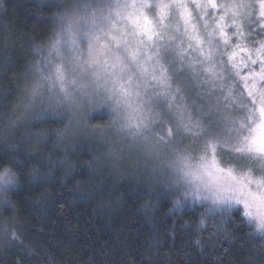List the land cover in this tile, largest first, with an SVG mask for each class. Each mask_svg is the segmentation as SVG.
Here are the masks:
<instances>
[{
    "label": "trees",
    "instance_id": "16d2710c",
    "mask_svg": "<svg viewBox=\"0 0 264 264\" xmlns=\"http://www.w3.org/2000/svg\"><path fill=\"white\" fill-rule=\"evenodd\" d=\"M202 1L208 5V1ZM228 1H210L203 15L192 9L193 17L200 26L205 27L207 21V26L216 31L220 21L215 17L218 12L224 15L220 6ZM61 2L0 0V94L6 97L0 101V112L6 111V105L17 98L8 94V90L17 85L22 88L23 73L37 58L36 45L42 44L51 33L52 14ZM242 3H254L253 18L257 23L249 28L238 19L237 23H242V40L227 35L225 45L219 35L213 38L210 56L211 62L219 64L216 69L219 82L207 83L199 76L200 61L192 48L172 44L167 40L169 32L160 30L163 35L157 43L159 51L153 56L162 63L164 75L173 81L167 89L173 99L184 95L180 97L193 108V116L201 125L202 118L207 119L212 111L219 113L223 106L237 108L239 100L243 106L246 90L236 102L229 98L228 85L243 88L241 78L259 72V63L252 67L251 61L257 59L256 50L264 43V31L259 30L264 23L259 20L260 0ZM211 4L217 8L213 9ZM226 24L227 29L233 27L232 21ZM148 88L149 93H155L154 86ZM205 88L208 92L202 94ZM165 99L154 94L149 104L165 113ZM168 111L169 108L165 114H171ZM90 116V128L111 121L101 110L91 111ZM43 126L55 129L63 124L53 120ZM97 143L96 134L85 129L72 140L53 135L44 155H50L56 162L51 166L43 164V172L51 173L46 180L29 179L27 171L37 164L35 158L24 160L22 166L7 164L20 174V183L13 192V209L4 213L10 219L0 222L2 225L7 221L9 226L6 234L0 233V264H264V234L243 217L240 208L227 212L217 209L215 215H205L208 204L193 203L181 212H174L173 199L164 194L147 172H142L144 169L135 164L137 159L131 156V151L125 150L134 162L130 161V168L121 172L106 154L102 155L104 150L98 149ZM7 151L0 145V171L6 165ZM94 157H100L101 162L90 172L87 162ZM69 166L71 171L66 175ZM96 185H101L104 191L97 193ZM78 189L92 190L93 194L81 196ZM45 191L49 195L40 199ZM149 204L152 207L147 210Z\"/></svg>",
    "mask_w": 264,
    "mask_h": 264
},
{
    "label": "snow or ice",
    "instance_id": "6c2138e0",
    "mask_svg": "<svg viewBox=\"0 0 264 264\" xmlns=\"http://www.w3.org/2000/svg\"><path fill=\"white\" fill-rule=\"evenodd\" d=\"M56 7L52 31L42 44L36 45L38 55L23 73L22 88L17 85L8 90L17 98L0 112V145L8 150L0 182L19 183L17 173L7 164L22 166L24 160L33 158L49 166L54 164L50 155H44L48 140L53 135L72 140L82 129L89 128L87 105L91 98L100 97L112 105L113 119L108 125L92 126L89 130L98 137L96 147L104 150L102 155L106 154L114 166H119L126 149L136 152L145 168L150 167L152 178L162 179L177 197L172 211H183L191 206V201L210 202L205 206V215L243 205V217L254 220L256 230L264 234V43L256 50L257 59L251 61L252 67L259 63V72L242 78V91L246 90L249 101L241 108L245 112L242 120L210 122L195 136L197 141L204 138L202 144L181 147L171 136L165 143L163 137L146 135L150 120L145 109L151 99L145 102L140 90L144 89L143 95L147 96L150 82L136 83L131 73L135 70L133 65L139 67L138 54L153 47L155 39L163 35L160 30L165 28L166 20L178 15L188 24L185 0H62ZM211 7L215 9L217 5ZM220 7L226 15L229 7L234 9L229 17L237 30L234 38L241 35L242 23L249 28L257 23L252 3ZM237 18L242 23H237ZM259 20L264 21V0H260ZM220 21L216 30L227 45L224 16ZM259 30L264 31V23ZM152 79L165 82L163 73ZM4 99L0 94V101ZM53 120L63 127L43 126ZM196 127L200 128L198 122ZM222 144L234 153L233 160L226 161L217 151ZM169 145L171 155H165L163 148ZM48 151L51 153V148ZM244 159L259 161L260 174L241 167L240 160ZM100 162V157L88 161L90 172ZM139 162L138 159L136 163ZM225 163L231 166L222 167ZM70 171L71 166L66 175ZM31 174L42 180L51 175L41 174L39 167H33ZM78 190L81 196L93 194L92 190ZM95 191L102 193L104 189L96 185ZM48 195L45 191L40 199ZM151 207L149 204L146 209ZM8 231L6 221L0 225V233Z\"/></svg>",
    "mask_w": 264,
    "mask_h": 264
},
{
    "label": "rangeland",
    "instance_id": "374dc122",
    "mask_svg": "<svg viewBox=\"0 0 264 264\" xmlns=\"http://www.w3.org/2000/svg\"><path fill=\"white\" fill-rule=\"evenodd\" d=\"M41 1V0H40ZM42 1H53V2H59L60 0H42ZM208 1V5L210 7V1L212 0H206ZM243 1H249V0H229L226 5H235V4H239L242 3ZM185 2L188 5V13H189V22L187 25H185L184 23V19L179 17L178 15L173 17L170 20H166L165 21V28H163V30H167L168 33V38L167 40L169 42H171L172 44L175 45H188L192 48V50L195 53L196 59H198L200 62H198L199 68H200V74L202 75V77L205 79V81L207 83H213V82H219L217 80V76L218 74L216 73V69H218L219 64H217L216 62H211L212 57L210 56V50L212 48V44L214 39L217 38V36L219 35L218 31H213L212 27L209 26H203V24H201V26L198 24V22L194 19L193 15H195L194 13L192 14V9L194 10H199L201 15L204 14L205 8H198L197 5H205L203 3L202 0H185ZM254 4V3H252ZM213 10H211L210 12H212ZM234 11L233 8L229 7L227 10V15L224 12V21L223 23H231L232 19L229 18L232 15V12ZM219 15V16H217ZM217 18L220 21L221 15L220 12H218L217 14ZM204 18V17H203ZM202 18V19H203ZM218 21V22H219ZM221 22V21H220ZM237 22H238V18H237ZM208 25H210L208 23ZM204 30V34H200V31ZM236 28L235 27H230L229 29H225V34L228 35L229 37L234 38V34L236 33ZM212 33L211 36H209V33ZM208 36V37H203V36ZM214 38V39H213ZM160 39V36L157 37L154 41V46L151 48H148L146 50H142L143 54H138V64L139 67H136V65H133L132 67L135 69L131 75H133L134 80L136 83H148L150 82L149 85H151L152 87L154 86L155 89V93H149V88L147 89L148 91V95L144 96L143 92L144 89H141V95L143 96V99L145 100V102L149 101V99H151L153 101L154 99V94L159 95V96H163L164 98H166V102H165V106H166V110L165 113H167V109L169 108V113L171 112V114H165L163 109H155L154 110V106L149 104L148 108L145 109V111L147 113H149V120L150 123L148 124V132L146 133V135L150 136V137H163L165 140V143H167L168 139L170 138V136L174 139V141L179 144L181 147L184 146H195L197 143L202 144L203 143V137L201 136L199 141H197L195 139V136L199 134L200 129H206L208 124L210 122H218V123H223L225 120L228 121H240L242 120V118L245 115V112L241 110L242 105L239 100V102L236 104L237 108H231V107H222V109L220 111H218L219 113L212 111V108H208L209 111H212V113L210 114V116L205 119L202 118L204 120L202 125L199 123L200 128L196 127L197 121L195 119V117L193 116V112L194 110H192L193 108L191 106H189V104L187 105V103L185 102V100L183 98H181L180 96H184L179 95L178 99H173L174 96L173 94H170L169 89H167L168 85H173V81L170 79L169 76L164 75V68L160 67L162 63L160 62H156L155 61V56L154 53H157L159 51V45L157 46L158 40ZM219 39L220 41L223 39L221 38V36L219 35ZM235 40L239 39L242 40V36H235L234 38ZM222 42V41H221ZM133 50H135V45L133 44ZM156 48V49H155ZM245 48V47H244ZM177 49H179V47H177ZM243 49V48H241ZM173 52H175V48L172 46L171 49ZM244 51V50H243ZM242 54V53H241ZM148 57H151V59H148ZM160 63V64H159ZM202 67V68H201ZM202 71V72H201ZM163 73L164 76V83L159 82V79L157 80H153L152 77L155 76L157 78L161 77V74ZM236 77V76H235ZM242 79V78H241ZM168 83V84H167ZM242 85V84H241ZM229 88V98L231 100H235L237 102V98L240 96H244L245 95V90L242 91V87L236 86V85H228ZM226 90V91H227ZM208 90L203 89V91L201 90V93L207 94ZM243 94V95H242ZM156 98V97H155ZM243 101V100H242ZM158 102V99H157ZM249 102L246 100L243 101V106L244 105H248ZM230 106H234L231 104H228ZM156 107V106H155ZM157 108V107H156ZM231 108V109H230ZM105 111V113H107V115L110 117V119H113V115L114 113L112 112V105L107 104L102 98L100 97H95V98H91L88 105H87V111L88 113L91 115V111ZM217 111V110H216ZM196 116H197V112H195ZM93 117V115H92ZM91 117V118H92ZM173 118V119H172ZM176 127H178L179 129H176ZM89 128H85L86 130H89ZM177 130V131H176ZM84 131V129H82L79 133L81 134V132ZM163 148V146H161ZM217 151H219L224 159L226 161H231L234 159V153H232L229 148L226 145H223L217 149ZM132 157H135L137 160L139 159V164L136 163L135 164L141 168H143L144 170L142 172H147L148 173V177L152 178L151 174H150V167L149 168H145L144 165V161L143 159H140V157L138 156V154L136 152L131 151ZM163 152L165 155H171L172 152V145H169L167 148H163ZM197 155L199 154L198 152L196 153ZM128 156L126 154V151H124L123 153V160L121 161V163L119 164V166H116L118 171L121 172H126L125 169L130 168V161H133V159ZM134 162V161H133ZM240 165L241 167H243L245 170L248 169H255L256 175H259V169H260V162L253 159V160H248V159H244V160H240ZM222 167L228 168L231 166V164L229 163H225L221 165ZM153 179V178H152ZM156 182H158L159 187L163 188V192L165 195L171 197L173 199V201L177 198L175 195H172L170 193V191L164 186L162 179H154ZM200 204L201 202L199 201H191L190 204ZM206 204H209L210 202H203ZM235 208H240L242 213H243V205H234L232 209ZM219 210H223V209H219ZM247 218V217H246ZM254 226H255V221L254 220H250ZM256 228V227H255ZM260 233V232H259Z\"/></svg>",
    "mask_w": 264,
    "mask_h": 264
},
{
    "label": "clouds",
    "instance_id": "9594fccd",
    "mask_svg": "<svg viewBox=\"0 0 264 264\" xmlns=\"http://www.w3.org/2000/svg\"><path fill=\"white\" fill-rule=\"evenodd\" d=\"M33 167H39L41 174H43V163L41 161H38L37 164H34L28 171L27 175L29 179L31 180H39L42 177L38 176L35 179L32 177L31 169ZM15 172V171H14ZM17 173V179L20 183V174ZM19 183L16 184H5L3 182H0V222H4L6 219H10V217H5L4 213L10 212L14 205L15 201L13 199V192L15 189L19 186Z\"/></svg>",
    "mask_w": 264,
    "mask_h": 264
}]
</instances>
